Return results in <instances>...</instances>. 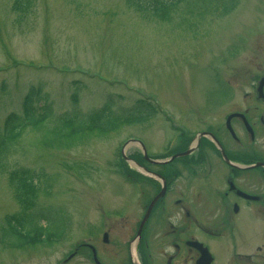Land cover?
Returning <instances> with one entry per match:
<instances>
[{"label": "rangeland", "instance_id": "obj_1", "mask_svg": "<svg viewBox=\"0 0 264 264\" xmlns=\"http://www.w3.org/2000/svg\"><path fill=\"white\" fill-rule=\"evenodd\" d=\"M13 1L0 0V67L23 60L61 72L26 67L0 72V125L8 113L20 112L30 91L33 104H49L52 115L72 109L91 113L108 99L109 107L120 112L143 98L183 117L190 108L202 111L223 91L241 99V92L255 88L257 77L264 75V0H184L168 22L144 20L123 0H33L30 11L18 19L10 10ZM112 77L121 83H112ZM162 120L156 113L146 123L121 124L107 135L92 132L87 140L66 145L26 133L7 155L5 170L25 167L41 174L42 193L31 213H19L0 169V222L17 212L20 225L63 236L50 247L15 249L1 240L0 231V264H62L74 247L87 242L102 264H129L122 220L112 224L103 244L107 222L99 219L109 209L136 212L134 185L119 176L123 161L116 151L123 139L134 136L146 149L163 152L176 134ZM134 148L125 145L122 155ZM235 220L236 247L256 256L250 264H264V247H255L264 244L254 240L259 230L246 212ZM207 241L213 264H225L229 238ZM89 255L82 248L63 264H92Z\"/></svg>", "mask_w": 264, "mask_h": 264}, {"label": "flooded vegetation", "instance_id": "obj_2", "mask_svg": "<svg viewBox=\"0 0 264 264\" xmlns=\"http://www.w3.org/2000/svg\"><path fill=\"white\" fill-rule=\"evenodd\" d=\"M232 93L220 92L205 106L203 116L205 107L199 112L190 108L183 117L172 112L171 132L176 136L163 152L146 159L145 149L135 145L125 156L139 166L122 169L119 175L134 185L136 212L109 209L99 220L107 222L101 234L109 235L116 219L122 220L129 264H196L201 255L196 243L206 248L213 264L207 238L221 237L232 243L225 264H237V259L250 264L256 257L250 249L236 247L235 217L246 212L259 230L254 240L264 241V85L242 91L241 99ZM255 247L260 250L264 244Z\"/></svg>", "mask_w": 264, "mask_h": 264}, {"label": "trees", "instance_id": "obj_3", "mask_svg": "<svg viewBox=\"0 0 264 264\" xmlns=\"http://www.w3.org/2000/svg\"><path fill=\"white\" fill-rule=\"evenodd\" d=\"M126 6L133 12L140 15L144 20H155L168 22L178 3L184 0H123ZM205 1V0H203ZM33 5V0H14L10 10L17 14L18 19H22ZM226 11H222L225 14ZM32 91L27 92L23 98L20 112L8 113L0 125V169L7 174V183L13 191V197L19 206V213L28 212L37 205V198L41 188L39 178L41 174H36L29 168H16L13 171L5 170V159L12 153V147L26 133H36L39 139L58 140L62 145L71 141H85L90 137L94 128H99L98 132L106 134L117 131L121 124L125 122H142L148 120L154 111L150 103L139 100L131 109L112 110V102L106 101L101 108L91 113H80L76 109L64 112L60 115H52L51 107L47 103L34 105ZM74 96L72 101H74ZM120 115H114L113 112ZM35 130V132H33ZM18 213L5 215L3 224L0 226L1 240L8 246H50L49 235H56L42 230V228L31 225L25 227L17 218ZM4 225V226H3ZM34 230L33 239H28L26 233ZM42 237V238H41ZM59 237V236H58Z\"/></svg>", "mask_w": 264, "mask_h": 264}, {"label": "water", "instance_id": "obj_4", "mask_svg": "<svg viewBox=\"0 0 264 264\" xmlns=\"http://www.w3.org/2000/svg\"><path fill=\"white\" fill-rule=\"evenodd\" d=\"M263 83H264V81H262V83L260 84V87H261V85H262ZM154 201H155V200H153V201L150 203V205H149V207H148V211H149L150 208L152 207ZM200 264H204V263H200Z\"/></svg>", "mask_w": 264, "mask_h": 264}]
</instances>
